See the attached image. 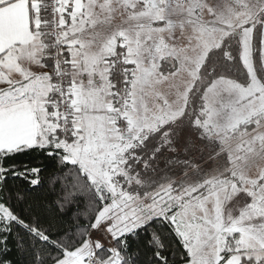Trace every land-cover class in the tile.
Here are the masks:
<instances>
[{
	"label": "snow or ice",
	"instance_id": "6c2138e0",
	"mask_svg": "<svg viewBox=\"0 0 264 264\" xmlns=\"http://www.w3.org/2000/svg\"><path fill=\"white\" fill-rule=\"evenodd\" d=\"M0 264H264V0H0Z\"/></svg>",
	"mask_w": 264,
	"mask_h": 264
}]
</instances>
